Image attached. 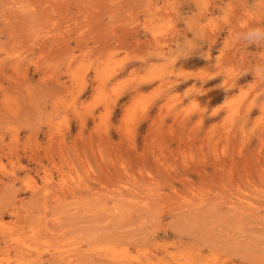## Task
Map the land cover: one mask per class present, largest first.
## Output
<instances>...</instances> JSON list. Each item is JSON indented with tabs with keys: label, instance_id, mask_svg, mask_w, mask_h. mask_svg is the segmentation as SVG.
Wrapping results in <instances>:
<instances>
[{
	"label": "rangeland",
	"instance_id": "1",
	"mask_svg": "<svg viewBox=\"0 0 264 264\" xmlns=\"http://www.w3.org/2000/svg\"><path fill=\"white\" fill-rule=\"evenodd\" d=\"M0 264H264V0H0Z\"/></svg>",
	"mask_w": 264,
	"mask_h": 264
}]
</instances>
